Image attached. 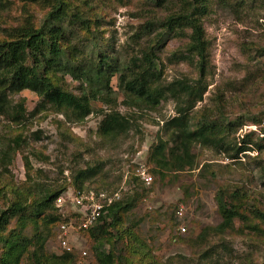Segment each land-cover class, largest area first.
Segmentation results:
<instances>
[{"label":"rangeland","instance_id":"rangeland-1","mask_svg":"<svg viewBox=\"0 0 264 264\" xmlns=\"http://www.w3.org/2000/svg\"><path fill=\"white\" fill-rule=\"evenodd\" d=\"M220 1L210 0L202 20L209 54L206 90L184 123L172 99L153 109L130 105L116 76L111 92L93 101V113L82 121L52 106L39 107L41 98L30 90L10 96L13 117L20 107L25 116L14 121L11 112L0 114V210L19 194L30 203L66 187L73 191L78 173L87 168H97L98 174L81 184L84 190H119L121 200L135 203L117 226L108 219L112 225L100 238L82 233L77 223L68 229L73 252L67 262L51 257L66 253L59 243L61 225L77 220L74 211L59 213V223L42 222L49 260L42 258L41 264H264V0H231L226 6ZM178 4L170 0L158 8L151 0H70L86 24L74 26L67 52L97 66L101 55L128 63L142 46H152L162 84L196 80L195 66L173 58L185 54L187 37L156 38L162 31L158 25L150 36L136 37L147 22L157 23ZM49 11L43 0H0V38L26 17L43 23ZM54 81L81 94L67 75ZM110 110L130 120L128 132L112 137L98 132ZM204 111L227 130L221 136L230 142V152L194 142L184 152L175 147L180 145L176 136L188 137ZM160 139L182 159L183 170L163 168L153 156ZM237 146L246 151L232 158ZM168 158L172 162L170 151ZM140 172L152 183L146 184ZM221 200L233 205L237 217L230 228L217 230L223 224ZM15 226L13 221L9 230ZM27 256L22 264H35Z\"/></svg>","mask_w":264,"mask_h":264},{"label":"trees","instance_id":"trees-1","mask_svg":"<svg viewBox=\"0 0 264 264\" xmlns=\"http://www.w3.org/2000/svg\"><path fill=\"white\" fill-rule=\"evenodd\" d=\"M151 1H154L158 8L170 2V0ZM230 1L220 2L226 6ZM43 3L50 7L43 23L37 25L30 17H26L22 23L5 31V36L0 38V114L8 115L11 112L10 116L14 121L24 119L25 111L22 107H20L21 111L14 112L15 117H13L10 96L30 90L41 98L39 107L52 106L58 111L68 112L74 120L82 121L93 113V101H98L103 98V94L111 92L110 82L115 76L128 96L130 105L153 109L161 101L172 99L176 102V113L179 114L182 123L189 119V113L194 110L196 103L203 99L209 54L202 20L209 12L210 0H178L179 4L168 16L157 23L147 22L137 34L136 37L139 39L141 36H150L158 25L162 31L157 33L156 38L164 35L168 38L187 37L185 54L174 53L173 58L195 66L199 78L176 79L167 85L161 83V73L157 71V57L152 46H142L140 54L128 63L115 61L113 57L104 54L98 57L97 66L93 65L95 61L91 66L85 64L75 52H67V44L71 43L69 37L75 30L74 26L86 24L81 17L82 13L71 8L70 0H43ZM68 20H72L70 25L67 24ZM146 43H151L150 37ZM60 74L78 82L81 94L77 95L57 84L54 79H59ZM130 128V120L127 117L118 111L110 110L104 114L98 132L105 137H112L122 135ZM226 132L227 130L213 119L208 111H204L194 128H189L188 137L183 139L184 135L176 136V142L180 145L175 147L178 151L184 152L189 148L188 142L191 144L194 142L230 152L232 150L230 142L226 137L221 136ZM245 148L237 146L232 158H238L246 151ZM168 151L172 162H169ZM174 153L169 148V144L162 139L153 149V156L162 160L163 168L170 165V168L172 166L176 170H183L185 164H181L182 159L173 156ZM158 163L162 165L161 161ZM97 174V168L80 171L75 180L74 190H84L81 184ZM69 190V187H66L30 203L27 198L19 194L7 209L0 210V244L3 246L0 264H22L25 255H29L27 257L35 264H41V259L47 258L45 251L47 236L41 230V223L47 225L60 222V215L54 202L57 197ZM134 205V200L116 201L103 211L92 228L81 232L88 233L94 239L100 238L99 236L106 232L107 226H111L112 223L115 226L120 224L121 215L129 212ZM219 208L223 224L219 225L217 230L230 228L237 217L235 208L233 205L232 208L229 207L222 200L219 201ZM108 219L112 220L109 225H107ZM13 221L16 226L9 230ZM72 252L51 258L67 262L72 258Z\"/></svg>","mask_w":264,"mask_h":264},{"label":"built area","instance_id":"built-area-1","mask_svg":"<svg viewBox=\"0 0 264 264\" xmlns=\"http://www.w3.org/2000/svg\"><path fill=\"white\" fill-rule=\"evenodd\" d=\"M139 175L142 176V179L146 184L152 183V177L148 176L145 172H140L138 173V176ZM120 199L121 192L119 190L106 193L103 191L88 189L82 191L69 190L62 193L54 202L55 207L58 209V213L65 216V210L71 208L74 211L77 220L72 219L69 223L61 225L63 234L59 236L60 247L66 252H72L73 246L71 245L69 238L66 236L67 230L73 229L74 224L76 223L79 230H89L98 222L103 211Z\"/></svg>","mask_w":264,"mask_h":264},{"label":"clouds","instance_id":"clouds-1","mask_svg":"<svg viewBox=\"0 0 264 264\" xmlns=\"http://www.w3.org/2000/svg\"><path fill=\"white\" fill-rule=\"evenodd\" d=\"M153 179V178H152Z\"/></svg>","mask_w":264,"mask_h":264}]
</instances>
